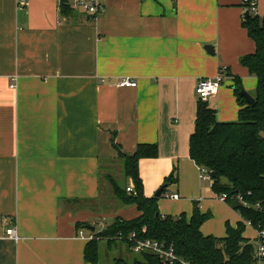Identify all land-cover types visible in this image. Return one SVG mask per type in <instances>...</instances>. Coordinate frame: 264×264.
Listing matches in <instances>:
<instances>
[{
  "label": "crops",
  "instance_id": "1",
  "mask_svg": "<svg viewBox=\"0 0 264 264\" xmlns=\"http://www.w3.org/2000/svg\"><path fill=\"white\" fill-rule=\"evenodd\" d=\"M19 1L0 0V264H92L88 237L108 218L139 215L134 205L91 206L104 196L105 164L121 163L114 141L126 153L157 144L139 171L147 196L177 179L164 192L180 198H160L162 214L190 217L198 205L210 213L202 232L216 237L244 220L190 156L198 80L227 68L206 100L219 121L239 117L235 77L253 96L257 88L241 62L256 50L242 0H102L96 18L63 14L59 0ZM258 8L264 17V0ZM126 77L137 86L118 85ZM244 235L257 236L252 226Z\"/></svg>",
  "mask_w": 264,
  "mask_h": 264
},
{
  "label": "trees",
  "instance_id": "2",
  "mask_svg": "<svg viewBox=\"0 0 264 264\" xmlns=\"http://www.w3.org/2000/svg\"><path fill=\"white\" fill-rule=\"evenodd\" d=\"M72 10V7L63 5L60 11L69 15ZM242 23L256 44L255 52L241 58L250 74L258 79L255 104H249L241 95L244 87L239 77H235L233 85L240 105L237 120L219 121L216 110L207 101L198 99L195 130L190 137V156L199 166L215 172L213 190L219 195L226 193V202L244 220L235 227L227 223L226 235L216 237L202 232V224L210 218V213H203L198 205L190 217L185 213L176 216L162 214L159 200L163 195L147 196L139 171L141 158L157 156V144H140L135 152L126 153L114 141L121 159L124 181L103 167L100 181L104 196L97 198L91 206L109 211L111 208L107 207L106 201L111 198L115 199L117 207L136 206L139 215L132 219L117 216L93 239L88 240L85 246V259L88 262L98 264L99 239L107 237L110 244L120 240L132 249L134 243L128 240V236L135 232L139 239L149 238L173 246L178 258L190 264L254 263L257 238L247 237L244 232L246 220H250L255 229L264 230V17L250 13ZM130 180L134 185L131 192L127 190ZM174 181L177 179L172 174L163 185L167 187ZM238 196H242L243 201ZM120 233L122 239L118 238ZM113 264L182 263H164L154 253L143 250L133 262L118 258Z\"/></svg>",
  "mask_w": 264,
  "mask_h": 264
},
{
  "label": "built area",
  "instance_id": "3",
  "mask_svg": "<svg viewBox=\"0 0 264 264\" xmlns=\"http://www.w3.org/2000/svg\"><path fill=\"white\" fill-rule=\"evenodd\" d=\"M244 6H246V10L248 9L250 13H253L255 15H260L259 8H258V0H242ZM20 5H26L27 0H20ZM63 5H68L69 7H72L73 9L79 10L81 12H84L85 14L92 15L94 17H98L101 13L105 10V3L102 0H59V8L63 7ZM261 16V15H260ZM227 71L226 67H221L218 74L214 77H204L200 78L196 84L195 87V93L198 97V99H202L206 101L210 96L217 93L222 86V84L225 81V72ZM120 86H131L135 87L137 86V82L132 80L129 77H126L124 79H121L119 81ZM11 88L17 87V77H14L12 79V82L10 83ZM200 177L203 180H208L213 184V176L211 173V170H209L207 167L200 166ZM128 191L134 190V185L130 184L127 187ZM163 197L165 198H172V199H178L180 198V195L176 192H164ZM238 198L243 201L242 196H238ZM219 199L222 201H227V194L221 193L219 195ZM246 203V202H244ZM247 226H252L253 224L250 220H246ZM256 230V254H255V261L253 264H264V230L263 229H255ZM7 235L11 239L19 240V235L17 232V229L15 227H10L7 229ZM95 235H91L88 237V240L93 239ZM119 239L123 238V235L120 233L118 236ZM128 240L132 241L133 244V251L139 253L143 250L150 251L157 255L164 263H173L174 261H181L182 264H190L187 261L180 260L178 256L176 255L173 246H166L163 243L159 242L158 240L153 239H139L135 232L131 233L128 236Z\"/></svg>",
  "mask_w": 264,
  "mask_h": 264
},
{
  "label": "rangeland",
  "instance_id": "4",
  "mask_svg": "<svg viewBox=\"0 0 264 264\" xmlns=\"http://www.w3.org/2000/svg\"><path fill=\"white\" fill-rule=\"evenodd\" d=\"M118 161L120 162L121 159H118ZM104 168L110 169V171H112L119 179L124 181V177H123L124 175H123V169L121 163L115 161L113 164H105ZM110 201L113 200L108 199L106 201V205L108 204L107 207L109 206L108 208H112V207L115 208L117 202L116 201L110 202ZM118 208L119 207H117V209ZM112 220H113L112 218H108L106 222L109 223L112 222ZM138 255L139 253L133 251L127 243H124L120 240H118L116 244L115 242L110 244L109 239L107 237L103 239L102 238L99 239L100 264H113V262L118 258H122L129 262H133L138 257Z\"/></svg>",
  "mask_w": 264,
  "mask_h": 264
},
{
  "label": "water",
  "instance_id": "5",
  "mask_svg": "<svg viewBox=\"0 0 264 264\" xmlns=\"http://www.w3.org/2000/svg\"><path fill=\"white\" fill-rule=\"evenodd\" d=\"M249 15H250V11L247 9L246 11H245V13H244V18H247V17H249ZM210 48H212V47H210ZM241 95L243 96V97H245V99L247 100V102L249 103V104H255V97L252 95V94H250L247 90H242L241 91ZM212 173V176H214L215 175V172H211ZM165 189H166V185H162L157 191H156V193H155V196H157V197H160L161 195H162V193L165 191Z\"/></svg>",
  "mask_w": 264,
  "mask_h": 264
}]
</instances>
